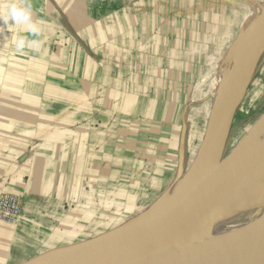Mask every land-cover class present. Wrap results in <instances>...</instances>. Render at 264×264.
<instances>
[{"label":"crops","instance_id":"crops-1","mask_svg":"<svg viewBox=\"0 0 264 264\" xmlns=\"http://www.w3.org/2000/svg\"><path fill=\"white\" fill-rule=\"evenodd\" d=\"M10 2L0 0V14ZM17 2L31 5L41 33L0 20V197L22 202L16 221L0 218V264L146 216L198 157L213 120L215 70L264 4ZM21 35L39 40V51L18 52ZM263 115L264 42L229 130Z\"/></svg>","mask_w":264,"mask_h":264},{"label":"water","instance_id":"water-1","mask_svg":"<svg viewBox=\"0 0 264 264\" xmlns=\"http://www.w3.org/2000/svg\"><path fill=\"white\" fill-rule=\"evenodd\" d=\"M235 109L236 106L233 113ZM263 145L264 115L199 185L141 226L120 255L101 260L61 261L81 251L119 242L125 226L22 264H264V214L236 232L189 244L207 229L218 206Z\"/></svg>","mask_w":264,"mask_h":264},{"label":"bare ground","instance_id":"bare-ground-1","mask_svg":"<svg viewBox=\"0 0 264 264\" xmlns=\"http://www.w3.org/2000/svg\"><path fill=\"white\" fill-rule=\"evenodd\" d=\"M264 42V4L258 6L242 24L240 37L214 73L215 107L213 120L198 157L191 168L176 180L153 209L141 219L126 225L119 242L81 251L61 261L101 260L125 252L126 244L141 226L180 201L199 185L219 164L226 143L230 120L240 102L253 62ZM264 209V145L241 175L229 194L220 203L208 227L215 236L236 232L258 220ZM253 211L256 213L254 214ZM261 214V213H260ZM260 217V216H259ZM234 226H230V224ZM206 241L197 237L189 244Z\"/></svg>","mask_w":264,"mask_h":264},{"label":"clouds","instance_id":"clouds-1","mask_svg":"<svg viewBox=\"0 0 264 264\" xmlns=\"http://www.w3.org/2000/svg\"><path fill=\"white\" fill-rule=\"evenodd\" d=\"M0 20L5 24L23 25L27 27L29 34L33 37H38L41 33V28L38 22L32 18L31 5L28 3H18L17 0H11L8 4L5 14H0ZM15 48L23 54L25 48H31L33 51H39L40 41L29 40L21 35L15 41Z\"/></svg>","mask_w":264,"mask_h":264},{"label":"rangeland","instance_id":"rangeland-1","mask_svg":"<svg viewBox=\"0 0 264 264\" xmlns=\"http://www.w3.org/2000/svg\"><path fill=\"white\" fill-rule=\"evenodd\" d=\"M206 92V90H204ZM260 113H256L253 117L257 118ZM248 118L244 120L243 124L239 127L236 126L235 120L233 121V124L230 127L228 137L226 139V143L223 149V154L220 158V162L223 161L230 152L241 142V140L244 138V136L247 134V132L255 125V118ZM255 214L256 212L253 211ZM261 213V214H260ZM259 214H256L257 218L260 219L264 214V209ZM260 216V217H259ZM230 226H234V224H230ZM200 238L206 239V240H212L219 238L221 236H215L210 231V227H207V229L199 236Z\"/></svg>","mask_w":264,"mask_h":264},{"label":"built area","instance_id":"built-area-1","mask_svg":"<svg viewBox=\"0 0 264 264\" xmlns=\"http://www.w3.org/2000/svg\"><path fill=\"white\" fill-rule=\"evenodd\" d=\"M22 202L19 196L3 194L0 197V218L7 221H16L21 215Z\"/></svg>","mask_w":264,"mask_h":264}]
</instances>
